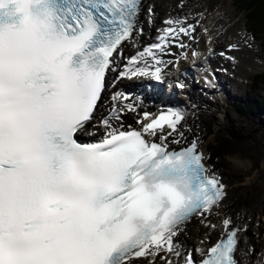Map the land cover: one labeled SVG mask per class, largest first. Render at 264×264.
<instances>
[{
	"label": "snow or ice",
	"instance_id": "1",
	"mask_svg": "<svg viewBox=\"0 0 264 264\" xmlns=\"http://www.w3.org/2000/svg\"><path fill=\"white\" fill-rule=\"evenodd\" d=\"M143 12L144 0H0V264H238L241 229L228 216L207 250L194 255L178 240L224 197L199 136L187 141L184 110L153 114L117 90L100 138L79 139L108 73L162 83L171 48L187 58L196 26L168 18L122 63Z\"/></svg>",
	"mask_w": 264,
	"mask_h": 264
},
{
	"label": "bare ground",
	"instance_id": "2",
	"mask_svg": "<svg viewBox=\"0 0 264 264\" xmlns=\"http://www.w3.org/2000/svg\"><path fill=\"white\" fill-rule=\"evenodd\" d=\"M148 8H152L154 12L151 24L147 22ZM186 9V7L180 6L178 0H144V12L141 15L143 35L137 37L135 45L127 43L124 45L122 59L130 53H135L137 46L140 48L147 37L154 35L163 25L165 18H187L188 23L196 26L195 40L190 41L185 38L189 44L186 50L187 58L182 60L179 57L175 68L170 64L165 69L167 75L164 81L156 82V84L158 88L164 83L171 84V95L166 99L177 104L186 113L185 125L190 131H185V135L187 137L194 136V138L199 136L200 141L203 142V145L200 144V148L209 158L207 163L212 168H216L218 172H225H221V176L223 175L222 180L226 193L219 206L215 207L210 215L192 217L186 223L179 235V241L184 247L193 246L194 252H196L195 250L204 243V239L213 240L220 233L219 221L223 216H228L232 219L233 224L241 229L238 248L235 252L238 264H257V260H262L264 257V162L260 166L258 159L261 157V152L250 150L251 141L257 137L246 141L245 137L249 136V133L244 126L233 123L231 114L224 116V121L229 125H218L211 130L207 125V117L200 114L208 112L209 107L203 108L199 106V103H196L200 101H205L206 105L209 103L201 94L202 92L208 94V89L204 86H194L186 91L184 88V94L188 96L187 104L173 96V89H176L175 83L188 85L186 74L183 73V70H187V68L184 69L185 63L197 62L196 64H200L199 55L195 58L189 55L192 50L200 53L205 48L207 49H205V60H207L208 67L211 68L210 76L222 90L226 89L227 84L237 85V80L241 77L246 79L251 73L262 70L264 55L253 51L248 42V46H245L234 41L233 37L236 32L234 24L237 23V20L220 23V16L213 14L211 9H208L206 14L205 11L190 14ZM230 45L237 47L229 51ZM222 52L225 53L224 56L220 55ZM228 56L234 57V60L228 59ZM142 90L141 102L143 105L146 103L158 104L157 100L159 99L156 97L158 94L152 91L150 85L144 86ZM153 93L156 94V100L152 98ZM110 103L108 92H104L96 113L97 119L81 134H88L94 130L97 134L99 133L98 122L101 117L109 114L108 105ZM131 116L128 114L125 117L131 118ZM234 132L242 135L238 134L237 139L235 137L236 141H233V144L236 146H229L228 143L231 142L227 138L234 137ZM224 175L228 178H224ZM212 225H216V227L213 228Z\"/></svg>",
	"mask_w": 264,
	"mask_h": 264
},
{
	"label": "rangeland",
	"instance_id": "3",
	"mask_svg": "<svg viewBox=\"0 0 264 264\" xmlns=\"http://www.w3.org/2000/svg\"><path fill=\"white\" fill-rule=\"evenodd\" d=\"M178 1H179L180 6L186 7L187 12L188 13L190 12V14H194L197 11H205V14H206V11L208 9H211L210 11L213 12V14L220 16L219 18L220 23H223L225 21L234 22L235 20H237V23L234 24V28L236 31L233 37L234 41L238 43L239 45H245V46L247 45V42H248L249 47L253 51L259 52L261 55H264V44H262L259 38L260 36V33H258L259 30L255 29L256 33L254 32L253 34L252 27L246 23L247 10H245L244 5L240 4L241 0H184L183 3L181 2V0H178ZM261 11L264 12V9H261ZM240 27L241 29L239 30ZM205 49L203 50V52L201 51L199 53V59H201L202 62H203L202 60L203 56H205V59H206L205 51L207 49L206 50ZM203 64H205V62H203ZM205 66H208V65L205 64ZM208 69L209 71H211V68L208 67ZM194 70L198 71L199 68L192 69V77L190 78H193L194 81H191V83L188 80V77L186 75V79L188 81V85H187L188 87L185 88V91L186 89L189 90V88H193L194 86L202 85L200 84L201 79L199 78L198 75L194 74ZM263 73H264V68L260 71L251 73L250 75L246 77V79H242L241 77V79L237 80L238 81L237 85L233 86V85L227 84L226 87H228V90L230 92L229 96L227 97L228 99L215 101L214 105L212 104L213 110L211 111V114L209 113V111L211 110V107L209 106H208L209 107L208 112L200 113L201 115H205V117H207L208 119L207 125H209L211 130L212 128H216L218 125L219 126L229 125L226 121H224V116L225 114H231L233 117V123L238 126H244L245 130L249 133V136L245 137L246 141H250L254 139L255 137H257V139H255L254 141H251L250 150L253 152L254 151L261 152V157L260 159H258L259 161L258 163L260 166L264 162V101H262V98H264V79H262L261 77L257 78V76L263 75ZM211 81L212 83L216 84L215 80H211ZM204 88H207V87H204ZM218 88L221 91H227L226 89L222 90L220 86ZM207 89H208V93L212 90L211 88H207ZM181 93L182 91L179 92V90L178 91L176 90L175 92V94L178 97H181ZM219 93L221 92L219 91ZM201 94L203 97L210 100L208 94L204 92H202ZM170 95L171 94L169 93L168 96ZM248 99H252L255 101L257 100V102L259 101V105L257 107L255 106V111L251 113L246 112L244 114L238 113L237 110H235V107L232 105V102L235 103L238 100H240V101H243V104H245V101ZM213 100H214V95L212 96V101ZM181 102L185 104L188 103L187 99L182 100ZM208 105H210V102L208 103ZM225 106L228 107L227 110H225ZM209 118L211 119L209 120ZM238 134H241V133L236 132L234 134L235 135L234 137L227 138V140L231 142V143H228L229 146H233V145L236 146V144H233V141L234 142L236 141L235 137L237 139ZM261 134H262V137H261ZM259 137H261V139H259ZM200 144L203 145V142L200 141ZM220 172L222 171H219V173ZM222 173H225V172L223 171ZM225 177L228 178L227 176L224 175V178Z\"/></svg>",
	"mask_w": 264,
	"mask_h": 264
},
{
	"label": "trees",
	"instance_id": "4",
	"mask_svg": "<svg viewBox=\"0 0 264 264\" xmlns=\"http://www.w3.org/2000/svg\"><path fill=\"white\" fill-rule=\"evenodd\" d=\"M240 2V4L244 5L245 10H247L246 23L252 27L253 34L254 32L256 33V30L260 31H258V33H260L259 38L262 44H264V12L261 11V9H264V0H241ZM259 77L264 79V73L263 75L257 76V78ZM262 101H264V98H262ZM235 105L238 113H251L255 111V106L257 107L259 105V101L248 99L245 101V104L240 102L235 103Z\"/></svg>",
	"mask_w": 264,
	"mask_h": 264
}]
</instances>
